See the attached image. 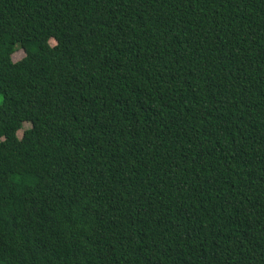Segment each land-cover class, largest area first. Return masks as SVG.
Instances as JSON below:
<instances>
[{"label":"trees","instance_id":"obj_1","mask_svg":"<svg viewBox=\"0 0 264 264\" xmlns=\"http://www.w3.org/2000/svg\"><path fill=\"white\" fill-rule=\"evenodd\" d=\"M0 264H264V0H0Z\"/></svg>","mask_w":264,"mask_h":264},{"label":"rangeland","instance_id":"obj_2","mask_svg":"<svg viewBox=\"0 0 264 264\" xmlns=\"http://www.w3.org/2000/svg\"><path fill=\"white\" fill-rule=\"evenodd\" d=\"M20 56H21V53H20V52L16 53V54L14 55V60H17ZM29 127H30V126H29L28 124H26L24 128L27 129V128H29ZM22 134H23V131L19 132V136H20V137L22 136Z\"/></svg>","mask_w":264,"mask_h":264}]
</instances>
